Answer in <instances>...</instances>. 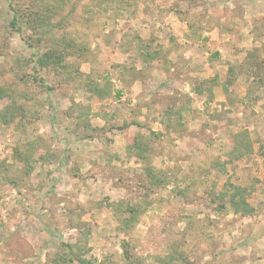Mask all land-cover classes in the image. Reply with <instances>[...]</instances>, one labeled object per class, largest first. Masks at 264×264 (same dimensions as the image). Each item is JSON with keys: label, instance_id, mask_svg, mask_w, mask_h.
<instances>
[{"label": "rangeland", "instance_id": "obj_1", "mask_svg": "<svg viewBox=\"0 0 264 264\" xmlns=\"http://www.w3.org/2000/svg\"><path fill=\"white\" fill-rule=\"evenodd\" d=\"M18 4L26 15L20 33L8 27L12 12L0 0V84L10 83L16 103L36 116L0 123V264H70L64 244L80 233L87 246L76 252L92 264H128L125 248L140 264H180L169 262L173 249L193 264H264V80L251 81L240 68L255 51L254 74L264 76V0L46 1L39 9L54 7L43 14L57 33L86 50L63 69L36 72L35 58L50 42L35 41L27 24L37 1ZM138 35L156 37L154 45L171 54L169 75L140 72ZM87 75H107L120 97H90ZM185 93L190 110L164 127L162 107L183 106ZM8 103L0 99V110ZM87 110L88 117L77 115ZM135 118L154 133L148 157L168 173L164 186L151 185L143 164L126 156L124 135L149 132L126 126ZM241 130L253 151L232 159ZM38 137L56 161L35 162L43 153ZM19 154L33 159L29 174ZM231 185L245 189L253 215L234 213L230 193L220 196ZM118 201L143 208L129 231L118 229L108 207ZM219 206L225 213L213 211Z\"/></svg>", "mask_w": 264, "mask_h": 264}, {"label": "trees", "instance_id": "obj_2", "mask_svg": "<svg viewBox=\"0 0 264 264\" xmlns=\"http://www.w3.org/2000/svg\"><path fill=\"white\" fill-rule=\"evenodd\" d=\"M37 1V9L33 11L30 15H28L29 18L27 19V24L29 23V26L31 27V30L35 32L37 35V38H35V41L41 42L42 40L48 39L49 45L46 48V50L38 55L35 58L34 61V72L38 71V69H45L52 67L54 70L57 68L63 69L66 67L64 61L74 54H78V51H81L80 53H83L84 50H86L85 45H80L77 43V41L73 38H71L68 34L65 32H62L60 35L57 33L58 27L56 25H53L52 19L45 17L46 15L43 14L45 10H48L49 12H52L54 7L50 5L49 7H45V9H39L40 7L45 6V2L51 0H36ZM41 1V2H40ZM56 1V0H54ZM8 3V6L12 12V17L9 20L8 27L13 29L15 32L20 33L21 28L23 26L21 20L26 16L24 14V10H22V6L18 4L19 0H6ZM19 6V8L17 7ZM21 7V8H20ZM52 16V15H51ZM26 22V21H24ZM139 36V35H138ZM156 40V37H151L149 39H143L139 36V39L132 42L136 47L135 53L139 56V61L141 65L143 66L142 69H140V72H146L145 76L150 75V70L154 67L155 62L157 64L161 65L162 67L167 68L168 65V59L167 55L168 53H162L159 45L155 44L154 42ZM24 41L26 44L31 46V43L28 41V39L24 38ZM157 42V41H156ZM255 51L251 52L249 56H247L243 64L240 68H242V71L245 72L247 76H250L251 81H256L257 83L263 82L264 76L263 75H255L254 70V60L258 59V56L254 54ZM218 53L215 54L217 56ZM35 56V55H33ZM14 61H17V63H22V60L19 57H13ZM27 60V59H26ZM232 70V68H230ZM127 74V72H124ZM87 79L85 81V87L87 88V91L89 92L90 97H95L97 99H105L110 97H120L119 90H113V85L111 82V78L107 75H100L96 77H91L90 75H87ZM133 78L134 75H131ZM138 77V76H137ZM138 78H135V80ZM33 80L36 81V77H33ZM139 80V79H138ZM229 83V82H227ZM264 83V82H263ZM209 84L212 85V82H209ZM227 86V84L225 83ZM175 93V92H174ZM208 93L210 95V98L213 97L212 90L209 88ZM15 94V89L12 87V85L9 84H0V99H9L10 103L4 105L2 109L0 110V123L3 124H10L14 122V120L18 119H24L28 115L34 116L36 113L35 110L29 111L27 108H25L22 104L16 103L15 98L13 97ZM250 94V91L248 90L247 96ZM181 96L186 97L187 103H185L181 107H175V104L172 105H164L162 108V119L161 122L164 127L168 128L170 127V119L175 118L174 121H176L178 124L180 122V117L183 111L190 110V98L188 94H181ZM154 102V99L151 100V104ZM148 104V105H151ZM79 106V105H78ZM82 114L83 117H88V110L84 113H77V115L80 117ZM36 116V114H35ZM17 121V122H18ZM126 126H132L137 125L139 127H145L149 132L144 135L140 132L136 133H127L124 135L125 138V149H126V156L130 159H134L135 161L141 162L143 164V171L146 175V178L148 182L156 187L164 186L168 183V173L164 169L157 168L150 163V159L148 157V151L150 149L149 145V137L150 134H154L151 129L148 127V125H144V123H141L136 118L132 121L125 122ZM86 127H89L90 125L85 124ZM252 142L253 140L250 138L249 133L247 130H241L235 134H233V142L231 150L228 152V154L232 157V159L240 158L242 156H245L247 154H250L252 150ZM37 143L36 148L42 149L43 153H40L38 157H36L35 162H53L58 159V155L54 153L49 148V143L45 142V140L41 137H38V140L35 141ZM30 145H33V143H29ZM29 153V151H28ZM19 158H22V161L25 163L27 169L26 174H29L32 169L33 165L31 164V160L21 157V154H19ZM226 193H230L229 196V206L233 208L234 213H239L241 216H250L253 215L255 212V208L246 200L245 197V189L243 187L237 186V185H231L228 190L221 193V197L224 198ZM49 208L50 205H48ZM108 207L111 208L113 211L114 216L119 222L118 229L123 231H129V229H132L137 221H138V215L143 211V208L140 206L139 203H131V202H111L109 203ZM224 206H219L213 208V211L218 214L225 213ZM85 226V224H84ZM89 232V229L86 230ZM87 235L84 233H80L78 236V240L76 243H65L64 247L66 248L65 254L67 256V262L70 264L73 263V260L75 259L79 264H92L91 261L88 259H85L82 257V255L78 254L76 252V249H84L87 243ZM171 252L174 253L172 257V262L169 260L170 263H173L175 261H181L180 264H193V262L190 261L189 256L185 254L183 250H176L173 249ZM124 257L127 260L128 264H133L135 261H132V253L128 248H125L124 250ZM157 259L160 258V256L156 257ZM139 259V258H138ZM160 260V259H159ZM163 260L161 259V262ZM136 264H140L138 260L135 262ZM134 263V264H135ZM175 264V263H174Z\"/></svg>", "mask_w": 264, "mask_h": 264}, {"label": "crops", "instance_id": "obj_3", "mask_svg": "<svg viewBox=\"0 0 264 264\" xmlns=\"http://www.w3.org/2000/svg\"><path fill=\"white\" fill-rule=\"evenodd\" d=\"M170 55H171V54H168V55H167L168 64L171 63V61H169V60L171 59ZM155 64H156V65H159V64H157V62H155ZM159 66H160V65H159ZM153 68H154V69H153ZM153 68H152V70H154L155 72H162V71H163V72H162V73H163V76H164L165 73L168 74V73H167L168 70H167L166 68H164V67H161V66H160V67H157V68H155V67H153ZM168 75H169V74H168ZM134 81L137 82V81H139V80H134Z\"/></svg>", "mask_w": 264, "mask_h": 264}]
</instances>
